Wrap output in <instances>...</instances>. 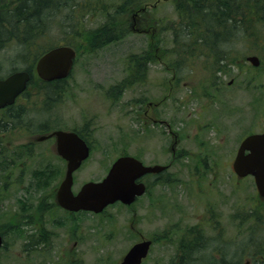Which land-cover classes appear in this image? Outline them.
Wrapping results in <instances>:
<instances>
[{
  "label": "rangeland",
  "instance_id": "rangeland-1",
  "mask_svg": "<svg viewBox=\"0 0 264 264\" xmlns=\"http://www.w3.org/2000/svg\"><path fill=\"white\" fill-rule=\"evenodd\" d=\"M16 1L0 0V8H8ZM173 2L176 0H89V6L93 10L89 8L85 12L72 7L68 11L60 10L57 15L53 14L55 16L49 13L41 17L43 22L50 23L44 37L29 35L27 41H23V38L17 40V37L4 41L0 47V77L14 70L32 71L34 63L43 52L42 48L68 45L76 49L83 40V35L94 32L108 20H113L114 23L111 24L116 25L110 27L113 31L119 27L118 22L127 21L123 29L126 34L120 40L90 54L78 50V58L66 80L70 100L65 99L60 108H56L53 100H43V90L39 88L38 81L33 80L36 84L29 86L27 100H22L23 105L12 114L24 108V115L17 123L24 124L27 119L32 125L33 120H42L50 126L62 129L81 126L80 118L85 117L90 121L93 144L103 150L122 147L126 149V155L139 157L151 165L171 164L168 170L172 180L171 187L155 188L160 206L164 203L169 205L167 212H150L144 208L148 200L141 201L140 229L144 236L148 237L152 228L162 231L169 225L170 218L173 221L183 218V225H194L190 206L193 202L198 205L196 210L203 217L211 206L213 211L210 213L215 211L222 216H229L232 207L236 209V213L240 209L244 210V214L252 211L251 223H247L249 232L240 229L234 231L226 227L224 232L234 244L231 250H227L226 255L233 252L236 260L242 264L246 261L258 264L259 261L254 263V259L264 258V204H260L250 178L237 180L231 169V162L246 135L264 130V48L259 43L264 39V20L253 25L245 23V16L233 20L232 23L236 24L231 28V35L217 47L227 53L214 57L204 46L193 49L198 33L187 25H176L179 16ZM122 4L125 5L124 8ZM202 6L203 4L200 5L201 8ZM142 8H146L145 13L135 21L134 13L141 12ZM140 28H144L146 33H136ZM151 44L157 46L152 49V55L157 60L147 59L141 70H135L140 73L128 74V58L150 49ZM158 53L161 54V59L157 56ZM37 54L39 56L35 58ZM252 54L259 55V68H254L245 60ZM216 58L221 59L220 64L216 63ZM123 80L126 86L117 95L120 99L116 102H113V92L105 93L94 89L121 82L123 85ZM137 99L143 103L156 104L155 109H150L148 115L156 119L157 123L147 120L145 123L140 119L142 117H137ZM93 113H97L95 117L90 116ZM2 119L4 117L0 116V121ZM0 130L5 128L0 127ZM11 138L14 139L13 142L19 140L10 134L5 139L3 136L2 144H11L8 143ZM34 152L41 151L35 149ZM5 154L8 153L4 149V154L0 155V163H5ZM104 156H92L85 168L83 165L76 172L77 176L101 179L107 166L103 170L97 166V161L100 162L99 157ZM206 156L208 159L204 160ZM46 161L48 159L39 157L38 167L41 168ZM22 163L17 161V164ZM37 163L30 165L19 188L4 192L0 199V213L3 214L7 208L16 211L18 199H29L35 203L33 198L41 193V189L35 188L29 177L31 172L39 170L35 166ZM202 163L207 164L204 166L208 171L202 168ZM212 165L213 170H209ZM4 166L0 164V169L5 170ZM21 169L24 172L22 165ZM194 179L199 180L198 183L194 182L198 187L191 185ZM95 222L96 219L93 218L92 224ZM216 226L224 229V221L218 218ZM97 227L100 228V233L105 231L100 226ZM91 231L94 240L91 241L92 249L87 263L115 264L127 251L125 241L118 243L108 240L102 243L95 239V230ZM202 231L208 242L201 252L203 264H220L217 260V247L214 248L213 244L223 240L213 229L205 227ZM21 233L22 230H9L6 234L9 252H0L4 264H24L19 243L22 238L18 235ZM208 248L216 251L213 254L214 249L208 251ZM102 259L105 261L99 263ZM150 259L148 257L145 264H154Z\"/></svg>",
  "mask_w": 264,
  "mask_h": 264
},
{
  "label": "flooded vegetation",
  "instance_id": "flooded-vegetation-1",
  "mask_svg": "<svg viewBox=\"0 0 264 264\" xmlns=\"http://www.w3.org/2000/svg\"><path fill=\"white\" fill-rule=\"evenodd\" d=\"M145 11L146 10H141V12L137 14L134 13V20L136 21L139 19ZM244 16L247 25H253L257 22L262 23L264 20V0H248V7ZM248 31L249 28L247 32ZM136 32L145 34L146 30L140 28V30L137 29ZM259 43H261L262 48H264V39ZM250 56L259 58V55L256 54ZM259 66L260 62L256 68H259ZM29 73L31 75V70H29ZM66 80L67 79H60L55 80L57 82L53 81L56 92L52 102L53 105H56V108H60L65 99L70 100V96L66 89ZM46 83L49 85L48 83L52 82H38V85L42 86ZM31 84L32 82L28 83L24 92L15 99L13 104L0 109V116L4 117V119L0 121V127L5 128V130H0V155L4 154V149L8 153L5 154V163H0L5 165V170L0 169V199L8 189L19 188L30 165H34L32 163H37L39 157L46 160L48 159V161L44 162L41 168L38 167L37 163L35 166L39 168V170L30 173L29 180L32 182V185L35 188L41 189V193L38 194L36 198H33L35 203L29 199H20L22 201H16L18 203L17 209L15 208L16 211L7 208L3 214L0 213V236L2 238L0 252H9V248L6 246L8 244V238L6 237L8 230H22V233L18 235H21L22 238V241L20 240L19 243L24 264H90L87 263V261L92 249L91 241L94 240V235L91 230L94 229L95 239L102 243L108 240H115L118 243L125 241L127 251L115 261V264H123L122 259L125 254L135 245L143 242L149 243L147 249L148 253L139 264H145L148 257L149 259L151 258L150 261L154 264H158L159 262H162L161 264H203L204 259L201 252L203 248L207 246L208 242L203 236L202 230L207 227L215 230V234L223 240V242L218 241V244H213L214 248L217 247V260L219 263L242 264V262L240 263L236 260L233 252H229L230 254L226 255L227 250H231L234 244L227 238L224 231L226 227L232 230L234 229V231L237 229H240V231L245 230V232L250 231L247 223H251L250 218H252V211L245 212L244 214V210L240 209L237 211V214L236 209L234 210V207H232V213L229 216H222L215 211L214 213H210L213 211V206H211L206 215H204V218L203 215L196 210L198 205L193 202V204L190 205L192 210L191 217L192 220L195 221L192 227L183 225V218L176 221L170 218L169 225L162 231H158L157 228H152L149 236H144L140 229V221L142 218L141 201L144 199L148 200L144 208L149 209L150 212L157 211L160 212V214L167 212L166 209H169V205L164 203V205L160 206L158 197L156 199L155 188L157 186L171 187L172 180L169 178L168 171L171 164L160 165L163 167L161 171L156 173H144L138 177L134 182L135 184L142 185L141 188H143V192L140 195H136L129 203L115 201L105 206L101 211L93 212L90 210L72 209L67 205L68 201L65 203L60 202L58 193L66 177L68 159L70 162H76L85 155V158L79 162L78 167L71 173V192L73 195H76L80 188L87 182L102 181L108 174L112 165L119 158L133 157L145 167L158 164L151 165L139 157L126 155V149L122 147H120V149L111 148L109 151H106L94 145V142H92L91 134L93 132L90 129V121L85 117L80 118L81 121L79 122H82L81 126L75 125L74 127L66 129L55 128L56 126H50L42 120L33 121L32 125H30L27 119V122L24 124L17 123L24 115V113H22L24 108H21L20 112L16 114H12V112L20 105H23V103H21L22 100H27L26 94ZM123 87L125 86L119 83L94 89L96 91L102 90L105 93H110V91L113 92L112 95L115 96L113 97V102H116L120 99L117 95L121 94ZM135 101V105L138 107L136 110L137 117H142L140 119L145 123L146 120L149 122L151 121V123H157L156 119L148 115L149 110L152 108L154 110L156 104L152 102L143 103L138 99ZM95 114L97 113H93L90 116L95 117ZM158 122L163 123L162 121ZM166 126L169 128L168 125ZM56 133H64L69 137L62 139L58 137ZM10 134L11 137H17L19 140L13 142L14 139L11 138L8 142L11 144L3 145V136L5 139ZM35 149L41 152L35 153ZM172 149L171 147L170 150ZM100 154L105 156L104 158L99 157L100 162L97 161V163H99L97 166L103 168V170H105L107 166V170L103 177L98 180L78 177L76 172L79 171L83 165V168H85V164L90 161L92 156H99ZM173 154L174 153H172V156ZM18 160L23 163L17 164ZM24 163L26 165H23ZM21 165L25 168L24 172H22ZM204 165L207 164H201L202 167H204ZM209 170H213V165L209 167ZM194 182L198 183L199 180L194 179L191 184L198 187V184ZM27 189L28 187L25 190L27 191ZM29 201H31V203H29ZM263 201L264 200H259L261 205ZM163 208H165V210H163ZM179 211L181 212L180 208ZM217 217L224 221V229L216 226L218 223ZM93 218L96 219L98 225L96 222L92 224ZM148 223L151 224V221L148 220ZM97 226H100L105 231L100 233V228ZM218 231H220L219 235L217 234ZM94 242L96 243V241ZM214 248H208V251ZM216 249L213 250V254ZM153 255L154 257H152ZM0 261H3L2 258H0ZM102 261L105 260L102 259L99 263H102ZM4 262L5 261L0 264H4ZM109 264H113V262ZM243 264L251 263L246 261ZM258 264H260V262Z\"/></svg>",
  "mask_w": 264,
  "mask_h": 264
},
{
  "label": "water",
  "instance_id": "water-1",
  "mask_svg": "<svg viewBox=\"0 0 264 264\" xmlns=\"http://www.w3.org/2000/svg\"><path fill=\"white\" fill-rule=\"evenodd\" d=\"M75 52L67 46L55 47L44 53L36 62L35 71L43 81L50 82L64 79L70 73ZM247 61L257 65V58H247ZM29 80L27 72L19 71L0 80V108L11 105L15 98L25 89ZM64 139L69 137L64 133H56ZM68 159L65 180L60 186L58 198L72 209L101 211L105 206L115 201L131 202L136 195L143 192L142 185L135 180L144 173H156L163 168L160 166L144 167L131 157L119 158L111 167L108 175L96 183H86L76 195L71 192V173L78 167L79 162ZM232 168L238 177L252 176L257 192L264 196V132L245 137L238 146ZM149 243L143 242L131 248L123 257V264H139L146 257Z\"/></svg>",
  "mask_w": 264,
  "mask_h": 264
},
{
  "label": "trees",
  "instance_id": "trees-1",
  "mask_svg": "<svg viewBox=\"0 0 264 264\" xmlns=\"http://www.w3.org/2000/svg\"><path fill=\"white\" fill-rule=\"evenodd\" d=\"M81 1L82 2L79 3L77 0H17L9 8L1 7L0 10L4 9V11H0V45L2 46V43L4 41H8L10 37H17V40L23 38V41H27L29 35H39L44 37V31L47 30L46 28L50 24L47 21L43 22V19H41V17H43L45 14L50 13L51 15H57L61 9L68 11V9L72 10V7H74V9L80 8L85 12H87L89 8L90 10H93L92 7L89 6V0ZM201 4H203L204 7L202 6L201 8ZM122 5L124 8L125 5ZM173 5H175V10H177L176 13L179 16L178 22L176 21V25L178 23L179 26L187 25L189 28H192L193 31L196 30L198 33L197 40H194L195 44L193 49L199 46H206L207 50H210L211 53L213 52L212 55L214 57H218L227 53L224 50L217 49V47L222 41L224 42V40H226L227 37L231 35L230 33L233 30L231 28L236 24L232 23L233 20L239 17L242 18V16H244L243 14H245V11L248 7V2L247 0H176L175 3L173 2ZM126 22L127 21L124 23L118 22L117 25L119 27H116L115 31H113L111 28L112 26L116 25L111 24L114 23L113 20H108L104 25L100 26L94 32L83 35V40H81V43L76 46L77 51L82 50L84 53L90 54L100 47H104L113 41L120 40L126 34L123 31L124 26H126ZM52 47L53 46L49 48H42V54ZM154 47L157 46L155 44H151L150 49L128 58V62H130L128 74H133L136 72L135 70L137 68L138 70H141L146 64L147 59L151 61L157 60V58L152 55L154 54L152 53V49ZM38 56L39 54L35 55L34 57L37 58ZM157 56L160 59L162 58L160 53H158ZM220 60L221 59L218 58L216 63L220 64ZM136 73H139V71ZM32 83L34 82L32 81ZM53 83L54 82L48 83L49 85L46 83L42 86L38 85L39 88H42L44 94L43 98L46 101L53 100L54 94L56 92ZM123 83L126 86L125 80H123ZM207 159L208 158L206 156L204 160ZM255 260L256 259H254V261ZM258 261L260 264L264 263V260L262 259H258Z\"/></svg>",
  "mask_w": 264,
  "mask_h": 264
},
{
  "label": "bare ground",
  "instance_id": "bare-ground-1",
  "mask_svg": "<svg viewBox=\"0 0 264 264\" xmlns=\"http://www.w3.org/2000/svg\"><path fill=\"white\" fill-rule=\"evenodd\" d=\"M80 3V2H79ZM9 6V5H8ZM62 6V5H61ZM75 6V5H74ZM9 8V7H8ZM62 10V9H61ZM71 10V9H70ZM76 10H77V8H76ZM119 14V13H118ZM37 18V17H36ZM49 27V26H48ZM37 28V27H36ZM170 28V27H169ZM245 28V27H244ZM243 28V29H244ZM174 30V29H173ZM251 30V29H250ZM206 31V30H205ZM20 32V31H19ZM45 32V31H44ZM42 33V32H41ZM237 33V32H236ZM235 33V34H236ZM247 34V33H246ZM248 35V34H247ZM7 37V36H6ZM238 38V37H237ZM241 38V37H240ZM245 38V37H244ZM243 38V39H244ZM247 38V37H246ZM187 39V38H186ZM1 43V42H0ZM30 43V42H29ZM230 43V42H229ZM176 44V43H175ZM179 44V43H178ZM201 45V44H200ZM230 46V45H229ZM0 47H1V45H0ZM184 47V46H183ZM206 47V46H205ZM180 48V47H179ZM215 48V47H214ZM205 49H207V48H205ZM209 49V48H208ZM184 50V49H183ZM199 51V50H198ZM207 51V50H206ZM180 52V51H179ZM210 52V51H209ZM213 53V52H212ZM195 54V53H194ZM206 54V53H205ZM209 54V53H208ZM203 55V54H202ZM1 56V55H0ZM30 56V55H29ZM183 56V55H182ZM187 56H188V54H187ZM194 56V55H193ZM24 59V58H23ZM185 59V58H184ZM189 59V58H188ZM27 61V60H26ZM202 62V61H201ZM200 63V62H199ZM199 65V64H198ZM23 67V66H22ZM137 72V71H136ZM135 73V72H134ZM140 73V72H139ZM141 75V74H140ZM142 77V76H141ZM140 77V78H141ZM209 78V77H208ZM218 78V77H217ZM212 79V78H211ZM208 82V81H207ZM214 84V83H213ZM215 86H216V83L214 84ZM212 86V85H211ZM219 86V85H218ZM219 88V87H218ZM260 88V87H259ZM219 90V89H218ZM220 93V92H219ZM217 96V95H216ZM219 96H221V95H219ZM218 98V97H217ZM45 107V106H44ZM38 116V115H37ZM48 117V116H47ZM23 121V120H22ZM25 121V120H24ZM34 121V120H33ZM35 125V124H34ZM30 127V126H29ZM13 132H14V130H13ZM24 135V134H23ZM1 152V151H0ZM20 173H22V172H20ZM158 181V180H157ZM19 200V199H18ZM47 210V209H46ZM46 212V211H45ZM36 214V213H35ZM36 219V218H35ZM55 222V221H54ZM263 223V222H262ZM259 224V223H258ZM10 225V224H9ZM192 227V226H191ZM191 229V228H190ZM252 229V228H251ZM263 229V228H262ZM181 230V229H180ZM9 231V230H8ZM188 231V230H187ZM186 231V232H187ZM249 232V231H248ZM263 232V231H262ZM193 233V232H192ZM2 234V233H1ZM3 235V234H2ZM257 235V234H256ZM253 238V237H252ZM48 247V246H47ZM263 247V246H262ZM41 249H43V248H41ZM229 249V248H228ZM261 249V248H260ZM47 251V250H46ZM228 252V251H227ZM234 254V253H233ZM228 255V254H227Z\"/></svg>",
  "mask_w": 264,
  "mask_h": 264
}]
</instances>
